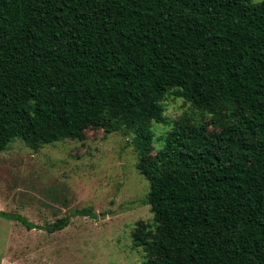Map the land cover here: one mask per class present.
<instances>
[{
  "label": "trees",
  "instance_id": "trees-1",
  "mask_svg": "<svg viewBox=\"0 0 264 264\" xmlns=\"http://www.w3.org/2000/svg\"><path fill=\"white\" fill-rule=\"evenodd\" d=\"M201 113L168 123L164 100ZM210 118L204 120V115ZM133 131L143 264H264V0H0V150ZM28 229L49 232L76 208Z\"/></svg>",
  "mask_w": 264,
  "mask_h": 264
},
{
  "label": "rangeland",
  "instance_id": "rangeland-1",
  "mask_svg": "<svg viewBox=\"0 0 264 264\" xmlns=\"http://www.w3.org/2000/svg\"><path fill=\"white\" fill-rule=\"evenodd\" d=\"M164 105L168 123L153 124L156 147L175 119L201 117L182 97L168 94ZM134 135L91 127L83 139L34 150L16 137L0 150V211L43 227L76 208L92 206L97 213L72 216L55 232L28 229L0 214V264H143L145 251L133 232L140 221L153 223L154 215L145 202L150 184L136 166Z\"/></svg>",
  "mask_w": 264,
  "mask_h": 264
}]
</instances>
